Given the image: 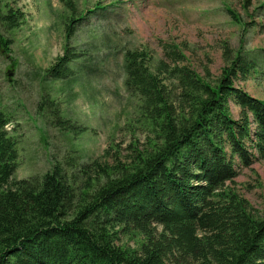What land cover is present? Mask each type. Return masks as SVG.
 Here are the masks:
<instances>
[{
	"label": "trees",
	"instance_id": "16d2710c",
	"mask_svg": "<svg viewBox=\"0 0 264 264\" xmlns=\"http://www.w3.org/2000/svg\"><path fill=\"white\" fill-rule=\"evenodd\" d=\"M60 1L74 10L73 0ZM19 19V10L0 6V26L16 28ZM74 28L70 20L66 38ZM11 44L0 30V53ZM241 54L224 50L211 82L176 51L159 74L144 65L143 53L124 51L125 83L144 97L154 136L129 163L115 157L113 165L83 163L70 175L55 165L40 181L15 178L17 141L0 110V264H165L175 251L210 255L215 264H264V214L253 216L243 199L221 191L241 167L264 159V100L234 85L258 72ZM76 58L66 47L44 75L67 77ZM152 225L162 227L158 236ZM197 227L210 234L199 238ZM123 230L142 234L140 254L115 246Z\"/></svg>",
	"mask_w": 264,
	"mask_h": 264
},
{
	"label": "rangeland",
	"instance_id": "374dc122",
	"mask_svg": "<svg viewBox=\"0 0 264 264\" xmlns=\"http://www.w3.org/2000/svg\"><path fill=\"white\" fill-rule=\"evenodd\" d=\"M73 3L72 11L60 0H0L3 12L11 7L20 16L16 28L0 26L12 39L10 52L0 53V110L8 119L9 135L17 141L13 177L37 176L40 181L55 165L70 175L83 163L113 165L115 157L129 163L134 150L150 148L154 136L145 115L151 111H146L144 97L125 83L126 50L143 53L144 65L156 74L158 65L171 64L176 51L211 82L225 64L223 51L232 57L242 51L258 72L237 78L234 85L264 100V0ZM227 9L235 11L240 21L233 20ZM70 20L75 28L66 38ZM66 47L78 56L68 65L69 75L46 77V69ZM165 81L177 92L172 79ZM230 107L237 117V108ZM58 116L61 124L55 121ZM75 180L70 182L78 187ZM221 191L235 193L253 216H262L264 159L241 167ZM152 228L156 236L162 231L158 225ZM209 230L197 227L196 234L201 238ZM142 237L137 231L123 230L113 243L138 255ZM210 257L175 251L165 264H215Z\"/></svg>",
	"mask_w": 264,
	"mask_h": 264
},
{
	"label": "bare ground",
	"instance_id": "6f19581e",
	"mask_svg": "<svg viewBox=\"0 0 264 264\" xmlns=\"http://www.w3.org/2000/svg\"><path fill=\"white\" fill-rule=\"evenodd\" d=\"M49 173V172H48Z\"/></svg>",
	"mask_w": 264,
	"mask_h": 264
}]
</instances>
